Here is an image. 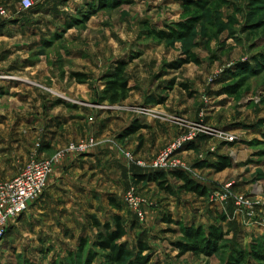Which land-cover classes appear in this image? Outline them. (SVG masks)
<instances>
[{
	"label": "rangeland",
	"instance_id": "1",
	"mask_svg": "<svg viewBox=\"0 0 264 264\" xmlns=\"http://www.w3.org/2000/svg\"><path fill=\"white\" fill-rule=\"evenodd\" d=\"M23 1L0 0L8 14L0 21L17 16L0 32V84L20 85L14 96L30 103L14 108L35 110L37 129L22 138L25 154L5 153L16 146L0 136V178L60 154L71 165L10 223L0 264H106L92 218L117 216L128 264H264V0H31V11ZM121 67L133 91L117 105L101 102ZM2 86L0 100L10 93ZM193 133L196 146L171 159L183 170H163L169 191L135 180L137 163L152 166ZM92 137L89 153L68 151ZM223 159L229 166L218 171ZM179 171L206 196L185 190L171 175ZM132 187L143 221L126 201ZM211 232L217 244H205Z\"/></svg>",
	"mask_w": 264,
	"mask_h": 264
},
{
	"label": "built area",
	"instance_id": "2",
	"mask_svg": "<svg viewBox=\"0 0 264 264\" xmlns=\"http://www.w3.org/2000/svg\"><path fill=\"white\" fill-rule=\"evenodd\" d=\"M22 8L30 11L34 3L31 0H24ZM0 17H8L7 10L0 7ZM208 131V130H204ZM213 135V133L211 131ZM222 135V133H221ZM197 135L193 133L189 138L186 136L176 142L171 149L166 153H161L155 160L152 166L146 165L143 162L137 163V165L145 171H175L183 170L184 165L178 160L171 162L172 157L180 152L187 144H192L195 141ZM235 139L231 137L229 141L233 142ZM96 141L92 137L90 141L83 142L79 145H72L69 148V152L83 155L89 153L95 146ZM62 158L60 154L55 159H33L31 160L20 173L7 180L0 178V237L5 234V231L9 227L10 223L30 209L36 201H39L45 194L50 177L54 171L55 164ZM152 168V169H151ZM135 187L129 191L126 201L130 206L131 212L140 220H145L143 213V202L136 196Z\"/></svg>",
	"mask_w": 264,
	"mask_h": 264
},
{
	"label": "trees",
	"instance_id": "3",
	"mask_svg": "<svg viewBox=\"0 0 264 264\" xmlns=\"http://www.w3.org/2000/svg\"><path fill=\"white\" fill-rule=\"evenodd\" d=\"M31 11V10H30ZM189 30V29H188ZM264 65V60L259 61ZM241 68H249L248 66H241ZM125 75V68L121 67L118 69V72L114 75L108 76L107 79H105V89L101 97V102L103 103H109L111 105H117L121 102L126 101L129 98L130 93L133 91L132 88L129 86L127 80L124 77ZM78 77H81L80 75ZM83 78V77H82ZM84 82V81H81ZM192 143L191 147H194ZM219 162L215 168L218 171L225 170L229 165L226 161ZM174 178L182 180L185 183V186L183 187L185 190L195 192L198 195L204 197L206 196L207 192L205 188L198 183H196L194 180L188 177V175L184 174L183 172H174L171 174ZM135 180L137 182H157L159 186L164 190H170V187L168 185V177L166 173L161 171H145L142 169L141 172L137 173L135 175ZM111 203H115L114 201H111ZM137 219V217H136ZM94 227L98 230V234L96 236V239L94 240V246L95 248H98L103 253H106V264H128L129 260L132 257L131 251L127 250L125 245L122 243L123 239L127 236V230L126 227L121 223L120 217H116L114 220V223L112 222H106L102 223L100 220L96 219L95 217L92 218ZM200 234H197L198 237H194L193 239H197L200 237ZM210 236V237H209ZM209 236L206 238V243H215L217 244L218 240H220V236L216 232H211ZM211 238V239H210ZM89 239H82L80 242V249L79 251L81 254L85 251V249L89 246ZM207 247L209 245H206ZM138 247L141 250V253H144L146 250L149 249V245L139 242ZM206 247H204L205 250ZM183 251H187L186 247L183 248ZM257 259L264 261V255L263 254H257ZM244 260V259H242ZM148 258L143 257L139 264H148Z\"/></svg>",
	"mask_w": 264,
	"mask_h": 264
},
{
	"label": "crops",
	"instance_id": "4",
	"mask_svg": "<svg viewBox=\"0 0 264 264\" xmlns=\"http://www.w3.org/2000/svg\"><path fill=\"white\" fill-rule=\"evenodd\" d=\"M9 15H11V18L12 17H15V18H12V19L7 20V21H0V32H3V31H5L6 28H9V26L5 22H14V20H16V18H17L15 13H11ZM1 84L4 86H2ZM1 84H0V87L1 86L6 87V90L8 88H10V93H5V94L1 95V98L2 97L3 98H2V100H0V136L2 135V136L7 137V142H5V143H11V145L16 146L14 148L13 147H7V149H3V151L5 153L10 154V155L11 154H14V155L15 154H25L26 151H24V149H23V146L25 145V142H24L25 140L22 138H23V136H25L27 134L29 135L30 134L29 131H34L37 129L36 122L34 121L36 119L35 110H32V109L27 110V107H25V110H21L22 111L21 113H23V114L18 116L16 112L19 111V109H16V107L14 108V104H15L14 102H16V104H18V105L20 104V105L25 106L26 104L30 103V100H29L30 98H28L27 101L26 100L25 101H19L17 99V97H15L14 95L18 94L17 89L20 87V85L19 86L14 85V86L9 87L8 83L7 84L1 83ZM15 90H17V91H15ZM15 92H17V93H15ZM5 104H9L12 107L9 110H4V109H2V107H4ZM30 111H31V115L29 114ZM127 126L130 127L129 124ZM141 126L146 127V125H141ZM128 127H126L125 131L128 129ZM139 128H141V127H139ZM39 130H41V129H39ZM59 137H60V135H57V139ZM45 142L47 143L48 140L46 139L44 141V144H45ZM2 145H4V144H2ZM53 145H54V142H52V145H50V146L53 147ZM21 156H23V155H21ZM77 156L79 157L80 155H77ZM70 165H71V163H69V160L67 158L63 157L62 159H60L55 165V169L53 172L54 174L52 175L51 181L49 180L50 184L48 185V187L51 186V184L54 188H56V186H59L62 180L55 178V176L58 175L59 173H61L62 170L64 171L65 166L67 167Z\"/></svg>",
	"mask_w": 264,
	"mask_h": 264
}]
</instances>
